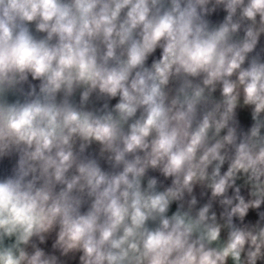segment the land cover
Listing matches in <instances>:
<instances>
[{"label": "clouds", "instance_id": "9594fccd", "mask_svg": "<svg viewBox=\"0 0 264 264\" xmlns=\"http://www.w3.org/2000/svg\"><path fill=\"white\" fill-rule=\"evenodd\" d=\"M0 264H264V0H0Z\"/></svg>", "mask_w": 264, "mask_h": 264}]
</instances>
